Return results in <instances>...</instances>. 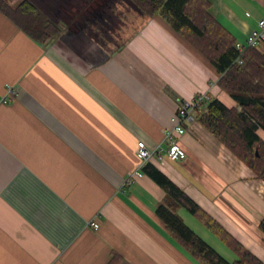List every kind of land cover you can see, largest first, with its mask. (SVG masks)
Instances as JSON below:
<instances>
[{"label": "crops", "instance_id": "obj_1", "mask_svg": "<svg viewBox=\"0 0 264 264\" xmlns=\"http://www.w3.org/2000/svg\"><path fill=\"white\" fill-rule=\"evenodd\" d=\"M208 1L236 43L264 21V0ZM40 3L62 5L64 29L89 21L43 45L0 12V264H199L157 214L167 193L144 173L139 142L155 153L148 163L264 262V182L198 122L208 103L183 124L181 160L168 159L181 102L203 93L240 110L214 66L131 0ZM63 4L77 13L65 16ZM8 85L20 96L3 104Z\"/></svg>", "mask_w": 264, "mask_h": 264}, {"label": "trees", "instance_id": "obj_2", "mask_svg": "<svg viewBox=\"0 0 264 264\" xmlns=\"http://www.w3.org/2000/svg\"><path fill=\"white\" fill-rule=\"evenodd\" d=\"M147 18L161 16L186 42L214 66L220 88L230 95L240 110L228 108L212 99L206 111L198 115V122L223 143L240 161L264 182V141L258 134L264 130V45L247 49L241 54L236 39L210 14L208 0H131ZM0 12L34 41L47 45L64 31L63 25L47 17L30 0L11 5L0 0ZM242 60V64L237 62ZM143 171L167 193L157 214L170 234L199 264H264L222 225L179 189L151 163ZM185 208L197 217L227 247L238 260L229 262L209 246L178 215ZM264 233V219L260 223Z\"/></svg>", "mask_w": 264, "mask_h": 264}, {"label": "built area", "instance_id": "obj_3", "mask_svg": "<svg viewBox=\"0 0 264 264\" xmlns=\"http://www.w3.org/2000/svg\"><path fill=\"white\" fill-rule=\"evenodd\" d=\"M264 45V21H260L258 25V29L252 31L247 37L246 43H236L237 50L243 54L247 49L250 48H258ZM239 64H242V60L239 58L237 60ZM20 90L13 86L8 85L7 92L2 100L3 104H9L13 100L19 98ZM211 97L208 94H196L189 101H183L180 103L177 115L175 117V125L174 127L166 134V143L167 147V155L170 161H179L183 156V149L180 145V139L183 137L187 130L183 126L184 122L193 121V112L201 111L202 107L211 101ZM236 106L239 105L236 103ZM137 156L142 165L147 164L151 161L155 155L154 151L150 150L144 142H139L137 147ZM161 162H164L163 159H160ZM143 176V172L140 170L134 171L132 175L123 182L122 188L126 186H131L136 183L138 178ZM91 227H94L96 230L99 229V225L96 221L90 223Z\"/></svg>", "mask_w": 264, "mask_h": 264}, {"label": "rangeland", "instance_id": "obj_4", "mask_svg": "<svg viewBox=\"0 0 264 264\" xmlns=\"http://www.w3.org/2000/svg\"><path fill=\"white\" fill-rule=\"evenodd\" d=\"M23 1L24 0H9V3H11V5H14L15 6V5L20 4ZM30 1L32 2V0H30ZM33 1H35L34 4L37 6L38 9H40L42 12L43 11L45 12V14H46L47 17H49V18L52 17L54 19V21L58 22L59 24H61L64 19L68 18V17H65L64 18V17H62L61 13L55 12L58 8H60L62 6L61 4H59V5H57V4H42V3H40V0H33ZM41 2H42V0H41ZM63 6H68V8H69V9H65L63 11V13L65 14V16L67 15V16L70 17L71 12H73L74 14L77 13L75 9H72V7H69L70 5H68V4L64 5L63 4ZM63 9H64V7H63ZM70 9H72V10H70ZM72 21H73L72 22V25H70V23L67 24V27H65V30L67 29L69 32H75V31H77L78 23L80 25H84L85 22H87L89 20L79 18V19H76V21H75V19H72ZM80 25H79V27H80ZM262 185H264V184L262 183ZM203 229H205V228H203ZM205 231H207V230L205 229ZM209 235H210L211 238L208 237V236H206V237H201L200 235H198V236L200 238H202L209 246H211L215 251H217L227 261H229V262H235L236 260H238V256L231 249H229L225 244H223L222 242H220L214 235H212L210 233H209Z\"/></svg>", "mask_w": 264, "mask_h": 264}]
</instances>
